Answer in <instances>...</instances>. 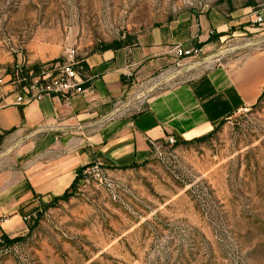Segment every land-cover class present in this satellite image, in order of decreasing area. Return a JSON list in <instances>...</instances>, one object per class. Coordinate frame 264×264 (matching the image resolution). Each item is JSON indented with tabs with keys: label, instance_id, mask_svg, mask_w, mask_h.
Segmentation results:
<instances>
[{
	"label": "rangeland",
	"instance_id": "1",
	"mask_svg": "<svg viewBox=\"0 0 264 264\" xmlns=\"http://www.w3.org/2000/svg\"><path fill=\"white\" fill-rule=\"evenodd\" d=\"M206 12L252 29L225 38L224 51L264 44V24L251 22L264 17V0H0V61L58 60L52 67L66 50L79 59ZM246 107L204 142L163 146L111 174L112 193L91 185L36 208L28 217L35 228L0 249V264H264V94Z\"/></svg>",
	"mask_w": 264,
	"mask_h": 264
},
{
	"label": "crops",
	"instance_id": "2",
	"mask_svg": "<svg viewBox=\"0 0 264 264\" xmlns=\"http://www.w3.org/2000/svg\"><path fill=\"white\" fill-rule=\"evenodd\" d=\"M251 30L232 27L218 13H186L133 44L79 52L85 91L68 99L16 104L7 70L40 69L54 59L0 61V236L25 235L24 217L68 190L83 166L97 162L111 174L132 169L151 157L150 141L168 135L189 141L258 103L264 44L242 43L233 52L219 46ZM213 35L218 38L210 41ZM174 44L200 52L178 59L170 51Z\"/></svg>",
	"mask_w": 264,
	"mask_h": 264
},
{
	"label": "built area",
	"instance_id": "3",
	"mask_svg": "<svg viewBox=\"0 0 264 264\" xmlns=\"http://www.w3.org/2000/svg\"><path fill=\"white\" fill-rule=\"evenodd\" d=\"M252 21L259 25L264 24V18L260 15H256ZM170 51L178 59L197 56L200 52L197 48H185L181 44L172 45ZM65 54L66 59L55 63L52 67L50 64L43 65L36 74L22 73L18 69L10 76V83L18 91L16 104L39 100L44 96H61L68 99L85 91L82 86L86 74L83 60L75 57L74 49L66 50ZM240 109L244 112L248 110L246 106ZM175 143L176 140L172 135L166 136L162 142L150 141L151 155H161L163 146L172 147ZM76 177L77 182L72 192L96 185L112 193L115 186L110 171L97 162L83 166ZM24 220H28V217H24Z\"/></svg>",
	"mask_w": 264,
	"mask_h": 264
},
{
	"label": "trees",
	"instance_id": "4",
	"mask_svg": "<svg viewBox=\"0 0 264 264\" xmlns=\"http://www.w3.org/2000/svg\"><path fill=\"white\" fill-rule=\"evenodd\" d=\"M214 38H218V36L217 35L216 36L213 35L212 37H210V41L213 40ZM124 45H126V44H124L123 41L114 40L111 43L99 45L95 50L104 51V50H108V49H117V48H120L121 46H124ZM56 61H58V60H54L52 62H56ZM38 70H39V65L38 64H34L31 67H27V68L25 66H23V65L20 67V72H22V71L23 72H26V71L29 72L30 71L33 74H36L38 72ZM7 71L10 74H13L16 71V69L15 68L13 70L12 69H8ZM215 129L216 128H214L211 132H209V133H207V134H205L203 136H200V137L191 139L189 141H182L180 143L190 144V143H193V142H204L205 140H207L211 136V134L215 131ZM2 135L3 134H0V139L2 138ZM76 182H77V177L74 178V180L71 183V185L68 188V190L64 191V193H62L59 196L53 197L47 203L42 204V206H43L42 208L43 209H47L49 207L55 206L59 201H66V200H68V198L72 195V189L75 187ZM39 216L40 215H37L36 218L39 217ZM36 220H34L32 223H30V222L28 223V225H27V228H28L27 229V233L25 235L16 236V237H13V238H9L5 234H2L0 236V249L3 248V247H5V246L11 245V244H13L15 242L24 240L25 237H28V235L31 233V231L36 226V222H37Z\"/></svg>",
	"mask_w": 264,
	"mask_h": 264
}]
</instances>
